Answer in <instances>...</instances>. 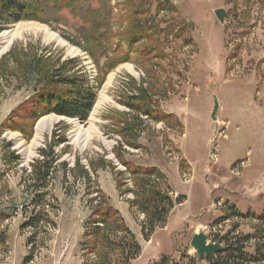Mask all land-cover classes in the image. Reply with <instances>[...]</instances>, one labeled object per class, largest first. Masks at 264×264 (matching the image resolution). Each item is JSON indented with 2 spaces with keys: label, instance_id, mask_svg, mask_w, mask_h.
Returning <instances> with one entry per match:
<instances>
[{
  "label": "rangeland",
  "instance_id": "rangeland-1",
  "mask_svg": "<svg viewBox=\"0 0 264 264\" xmlns=\"http://www.w3.org/2000/svg\"><path fill=\"white\" fill-rule=\"evenodd\" d=\"M39 1L41 19L0 20V213L9 214L0 219V264H153L163 256L197 264L196 232L264 252V0ZM217 8L226 11L224 23ZM91 32L101 41L93 44ZM64 79L93 90L87 114L35 120L23 111L43 88L68 89ZM139 95L176 117L154 121L132 110ZM125 123L138 128L137 147L125 142ZM46 147L59 156L45 188L50 219L26 228L31 163ZM117 153L159 167L175 195L186 196L150 239ZM101 191L140 244L138 257L119 220L97 240L92 234Z\"/></svg>",
  "mask_w": 264,
  "mask_h": 264
},
{
  "label": "trees",
  "instance_id": "trees-1",
  "mask_svg": "<svg viewBox=\"0 0 264 264\" xmlns=\"http://www.w3.org/2000/svg\"><path fill=\"white\" fill-rule=\"evenodd\" d=\"M42 11L43 8H41V2L39 0H0V20H6L7 24L28 19H41L40 14H42ZM81 12L90 14V9L84 6ZM2 29L3 28L0 27V31ZM90 38H92V43L94 44L100 42L103 37L100 34L91 32ZM90 51L93 55L96 54L94 49ZM64 81L66 85L70 86L68 89L43 88L36 96L30 98L29 109L26 110L23 108V111H25L27 115H30V117L32 114L35 120H38L42 115H46V113H55L59 116L63 115L73 119L83 117L87 114V110H89L95 99L93 90L88 88V86H84L81 82L66 81L65 79ZM64 81L60 80L58 83H64ZM143 93H145V91H143ZM132 99L141 100V103L139 105L130 104L128 105L130 106L129 108L138 113H142L147 116V118L153 119L154 121H163L171 117H176L173 113L168 114L164 111H154L151 108L150 99L146 95L134 96ZM124 126H126L125 132L127 135V137L125 136V142L131 147H137L138 145L135 140H137L139 135L138 128H135V125L129 123H125ZM116 156L133 177L134 187L133 189H129L134 194V199L131 200V203L133 206L137 207L140 213L145 214L146 220L142 222V234L146 239H150L155 235L159 227H164L168 223L169 215L177 205H181L186 201V196L175 195V190L169 184L167 175L162 172L159 167L134 165L130 161L124 159L120 153H117ZM17 157L18 156L14 158L16 159ZM58 157V154L46 147L39 151V157L35 158L31 163L32 170L30 174L33 176L34 183H32L30 187H32L35 193L29 203L34 206V209L33 212L27 216L23 227L37 229L43 221L49 222L46 221L50 219V215L45 208L47 202L44 200L48 195V191L45 188L52 178L53 170H55L54 165ZM83 173L91 182L92 177L89 171L83 169ZM101 193L104 202L103 204H97L91 215V219L94 221L92 234L95 236L96 240L101 233L102 227H108L111 221L114 223L118 220L125 232L132 235L125 220L122 219L119 210L113 204L109 203L103 191H101ZM26 208L25 212L27 211ZM240 215L248 218L254 215V213H240ZM2 216L8 217L9 214L7 215L2 212L0 213V219ZM259 219H264V213L259 215ZM100 223H102V225ZM131 238L132 241L130 246L133 248L131 254H133V258H136L141 254L142 250L135 236L132 235ZM247 239H250V237ZM223 248L224 249L217 254L215 259L210 256L205 258L208 261L207 264H252L253 262L264 260V252H261V248L257 251L256 255L245 252L243 248L238 246V242L228 244L223 246ZM186 250V247L182 248V253L186 254ZM122 251L129 254L127 247H124ZM204 261L205 260H199L197 264H202ZM153 264H170L169 256H163L159 262ZM172 264H181V262L174 258Z\"/></svg>",
  "mask_w": 264,
  "mask_h": 264
},
{
  "label": "water",
  "instance_id": "water-1",
  "mask_svg": "<svg viewBox=\"0 0 264 264\" xmlns=\"http://www.w3.org/2000/svg\"><path fill=\"white\" fill-rule=\"evenodd\" d=\"M215 14L221 23L225 22L226 19V11L223 8L215 9ZM220 102L218 97L215 96L213 111L211 113V117L214 121L218 119L217 113L219 111ZM191 245L198 252L199 260L202 261L206 256H210L213 259L216 258L217 254L223 250V246L220 243L210 242L208 239V235L203 232H196L191 240Z\"/></svg>",
  "mask_w": 264,
  "mask_h": 264
},
{
  "label": "bare ground",
  "instance_id": "bare-ground-1",
  "mask_svg": "<svg viewBox=\"0 0 264 264\" xmlns=\"http://www.w3.org/2000/svg\"><path fill=\"white\" fill-rule=\"evenodd\" d=\"M28 27V26H27ZM27 27H23V28H27ZM22 28V27H21ZM19 28L18 31L21 29ZM13 34L12 31H6L5 33H3V36L5 38H7L9 40V43L11 42L13 36L11 35ZM38 135H43V132L45 131V128H44V124L43 122H40L39 125H38ZM40 137V136H39Z\"/></svg>",
  "mask_w": 264,
  "mask_h": 264
},
{
  "label": "crops",
  "instance_id": "crops-1",
  "mask_svg": "<svg viewBox=\"0 0 264 264\" xmlns=\"http://www.w3.org/2000/svg\"><path fill=\"white\" fill-rule=\"evenodd\" d=\"M219 108H220V107H219ZM220 109H221V108H220ZM220 109H219V111H220ZM219 111H218V112H219ZM217 114H218V113H217Z\"/></svg>",
  "mask_w": 264,
  "mask_h": 264
}]
</instances>
